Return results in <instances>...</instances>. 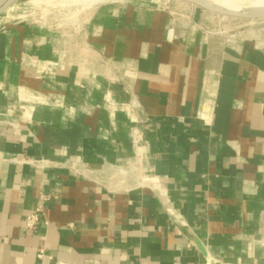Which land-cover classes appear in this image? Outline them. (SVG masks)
Segmentation results:
<instances>
[{
  "label": "crops",
  "instance_id": "obj_1",
  "mask_svg": "<svg viewBox=\"0 0 264 264\" xmlns=\"http://www.w3.org/2000/svg\"><path fill=\"white\" fill-rule=\"evenodd\" d=\"M175 6L0 14V264H264V37Z\"/></svg>",
  "mask_w": 264,
  "mask_h": 264
},
{
  "label": "rangeland",
  "instance_id": "obj_2",
  "mask_svg": "<svg viewBox=\"0 0 264 264\" xmlns=\"http://www.w3.org/2000/svg\"><path fill=\"white\" fill-rule=\"evenodd\" d=\"M83 1V4L81 3ZM89 1V0H87ZM86 0H18L16 2V11L15 6L7 10L5 13L19 16H27L31 14V8L33 7L34 12L39 10L43 14V18L46 21L52 22L55 28L63 31H72L74 26L77 24V21L80 19L82 13L85 11L89 12L91 7L97 6L101 3L110 2L114 0H108L99 3H89ZM117 1V0H115ZM178 1V0H175ZM186 7V9H177L178 7L172 8V14L174 17L181 19L182 22L186 21V18L189 19V27L196 29V9L204 13L205 18L198 20L200 25H210L212 28H215V31H224L229 34L231 33H244L248 35H262L264 37V19H240L233 17H223L210 13L203 8L195 6L187 1L179 0ZM34 3V4H33ZM87 4V5H86ZM174 10V11H173ZM186 17V18H185ZM208 17V18H207ZM199 25V26H200ZM203 27V26H202Z\"/></svg>",
  "mask_w": 264,
  "mask_h": 264
},
{
  "label": "water",
  "instance_id": "obj_3",
  "mask_svg": "<svg viewBox=\"0 0 264 264\" xmlns=\"http://www.w3.org/2000/svg\"><path fill=\"white\" fill-rule=\"evenodd\" d=\"M15 1L16 0H0V14L8 10ZM184 1H187L195 6H198L200 8H203L204 10L209 11L212 14L219 16H226V17H233L240 19H264V7L260 9H255L253 11L237 12V11L223 9L210 0H184Z\"/></svg>",
  "mask_w": 264,
  "mask_h": 264
},
{
  "label": "bare ground",
  "instance_id": "obj_4",
  "mask_svg": "<svg viewBox=\"0 0 264 264\" xmlns=\"http://www.w3.org/2000/svg\"><path fill=\"white\" fill-rule=\"evenodd\" d=\"M80 1V0H79ZM87 1V0H86ZM91 3H99L108 0H89ZM89 1H87L89 3ZM217 6L237 12L253 11L255 9H260L264 7V0H210ZM83 4V1L81 2ZM87 5V4H86ZM226 17V16H223ZM253 20V19H249Z\"/></svg>",
  "mask_w": 264,
  "mask_h": 264
},
{
  "label": "built area",
  "instance_id": "obj_5",
  "mask_svg": "<svg viewBox=\"0 0 264 264\" xmlns=\"http://www.w3.org/2000/svg\"><path fill=\"white\" fill-rule=\"evenodd\" d=\"M219 32H224V31H219ZM42 200H44V197ZM40 210H41V205H38L35 210H33L32 212L24 216V223L27 229L31 230L37 227L40 221V217H39ZM42 254H43V251L40 250L38 255L41 256Z\"/></svg>",
  "mask_w": 264,
  "mask_h": 264
}]
</instances>
